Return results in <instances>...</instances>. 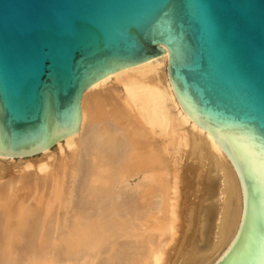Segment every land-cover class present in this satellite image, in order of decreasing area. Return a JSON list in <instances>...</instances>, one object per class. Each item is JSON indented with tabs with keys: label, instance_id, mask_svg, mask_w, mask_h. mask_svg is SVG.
Segmentation results:
<instances>
[{
	"label": "bare ground",
	"instance_id": "obj_1",
	"mask_svg": "<svg viewBox=\"0 0 264 264\" xmlns=\"http://www.w3.org/2000/svg\"><path fill=\"white\" fill-rule=\"evenodd\" d=\"M169 55L94 82L79 131L57 152L0 155L20 161L15 174L0 165V264H209L227 252L244 214L241 180L183 109ZM82 172L87 205L74 208Z\"/></svg>",
	"mask_w": 264,
	"mask_h": 264
},
{
	"label": "water",
	"instance_id": "obj_2",
	"mask_svg": "<svg viewBox=\"0 0 264 264\" xmlns=\"http://www.w3.org/2000/svg\"><path fill=\"white\" fill-rule=\"evenodd\" d=\"M165 52L183 109L243 188L216 264H264V0H0V155L77 133L94 82Z\"/></svg>",
	"mask_w": 264,
	"mask_h": 264
},
{
	"label": "rangeland",
	"instance_id": "obj_3",
	"mask_svg": "<svg viewBox=\"0 0 264 264\" xmlns=\"http://www.w3.org/2000/svg\"><path fill=\"white\" fill-rule=\"evenodd\" d=\"M62 142H63V139H62ZM58 144H57V142L56 143H54V145H52L51 146V148L50 149H52V150H54L55 152H57L56 150H55V147L57 146ZM24 160L25 159H23V162H24ZM20 161H19V158H15V160H9V161H7V162H5V161H0V165H4V166H6V167H9L10 168V173H12V174H15V173H17V172H15V171H17L18 169H19V167L18 166H16V164H18ZM84 173L82 172V174H80V180L82 179L83 181L81 182V181H79L78 179H79V175H78V179H76V186H72L73 187V189L75 188L76 189V192H74L73 194L75 195V193H77L76 194V196L74 197V195L72 196V197H74V200L75 199H77L76 201H74L73 200V202H74V204L72 205V206H74V208L76 207V208H81L82 207V204H84V207L87 205H85V203L87 202V198H86V196L84 195V194H81L82 193V187H84L83 185H81V183H83L85 180H84V175H83ZM83 175V176H82ZM78 180V181H77ZM139 180V179H138ZM137 180V176L136 177H134V178H132L131 180H130V182L131 183H133V184H135V182H137L138 181ZM80 183V184H79ZM79 184V185H78ZM84 184V183H83ZM77 186H79V187H77ZM80 186H81V189H80ZM78 189V190H77ZM79 190H81V191H79ZM81 192V193H80ZM80 193V195H78ZM85 197H84V196ZM188 195H191V192H189L188 193ZM79 196L81 197L82 196V198L80 199L79 198ZM86 198V199H85ZM78 199L79 200H81V201H79V203H78ZM83 200H86V201H84L83 203H81ZM75 202H76V206H75ZM79 205V206H78ZM155 210H157V209H155ZM95 211H97V210H95ZM94 211V212H95ZM157 213H158V211H156ZM240 225V224H239ZM181 230H183L181 233L182 234H179V236H178V240H180L181 239V237L184 235V233L186 232V229L184 228V229H181ZM189 243V242H188ZM187 243V244H188ZM178 244V241L177 242H175V246H178L177 245ZM200 244H201V246H203V247H205V249L207 248V245H206V243L205 242H200ZM177 250V249H176ZM106 253L107 252H105V254H103V255H106ZM109 253H107V256H109L108 255ZM170 257L172 258V256L173 255H175V251H171L170 253ZM219 254H217L216 256H215V258L214 259H212V261H210L209 262V264H216L219 260H220V258L222 257V255L219 257L218 256ZM224 255V254H223ZM67 257L66 258H63V260L65 259H67L68 258V255H66ZM64 257H65V255H64ZM70 257V256H69ZM105 256H103V260H105V258H104ZM71 258V257H70ZM70 258H68L67 260H69ZM72 259H76V258H72ZM71 259V260H72ZM106 259H108V257L106 258ZM63 260H62V262H63ZM66 260V261H67ZM103 260H101L102 262H103ZM76 261V260H75ZM65 262V261H64ZM106 262V261H105ZM166 262V261H165ZM104 263V262H103ZM100 264H102V263H100ZM104 264H106V263H104Z\"/></svg>",
	"mask_w": 264,
	"mask_h": 264
}]
</instances>
